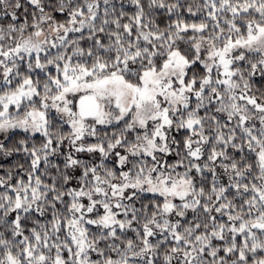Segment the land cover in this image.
I'll return each instance as SVG.
<instances>
[{"label":"snow or ice","instance_id":"obj_1","mask_svg":"<svg viewBox=\"0 0 264 264\" xmlns=\"http://www.w3.org/2000/svg\"><path fill=\"white\" fill-rule=\"evenodd\" d=\"M0 264H264V0H0Z\"/></svg>","mask_w":264,"mask_h":264}]
</instances>
